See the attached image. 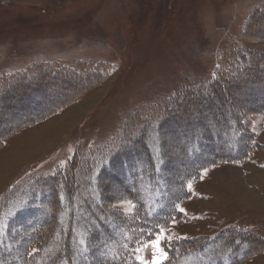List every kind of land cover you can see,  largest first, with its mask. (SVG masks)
Listing matches in <instances>:
<instances>
[{
	"label": "rangeland",
	"instance_id": "374dc122",
	"mask_svg": "<svg viewBox=\"0 0 264 264\" xmlns=\"http://www.w3.org/2000/svg\"><path fill=\"white\" fill-rule=\"evenodd\" d=\"M231 38L249 50L264 53V0H0V77L15 78L46 63L78 72L82 71L79 63L91 64L103 66L100 68L107 73L99 85L81 92L82 97L59 114L4 140L0 148V199L22 178L61 172L69 179L71 168L83 173L92 150L110 143L123 122L136 111L147 109V105L150 111L154 110L160 99L176 94L192 79L209 82L219 67V54ZM256 59L259 62L249 65V73L246 71L230 89L214 90L215 95L224 94V98L198 100L193 103L188 120L178 117L173 132L167 127L161 129L167 154L194 142L192 133L201 126L193 121L225 123L218 112L227 107L223 106L227 99L230 106L226 110L231 113L238 111L237 107L264 105V60ZM36 78L20 80L5 90L4 101H0V134L6 131L5 127H16L21 120L72 97V91L81 88V84L62 78H53L48 85ZM210 112L212 116L204 118ZM251 118L260 149L246 163L209 167L190 183L191 196L178 205L185 210V218L166 227L165 238L192 239L236 228L264 241V114ZM227 119L231 123L233 116ZM155 134L156 127L150 128L149 139ZM212 135L214 139L215 133ZM236 135L233 129L231 138ZM179 136L187 138L181 141ZM212 148L226 150L217 144ZM184 157L190 155L186 153ZM205 157L200 156L194 163L185 160L183 170L192 169ZM178 163L180 157L172 160V164ZM167 175L173 185L176 172ZM109 177L103 175L104 181ZM110 183L109 192L116 195L113 207L126 214L133 211L132 203L123 194L126 185L116 180ZM178 190L172 186L170 193L177 197ZM87 204L94 209L100 207L92 194L80 206ZM37 217L23 214L13 223L9 243L14 260L27 257L21 251L33 233L31 226ZM94 220L90 215L83 217L85 225ZM115 236L120 239L118 232ZM92 245L96 250L91 254L77 251L80 264L102 262L113 254L112 244H106L103 238L94 240ZM105 246L109 249L105 250ZM140 257L152 264L159 253L148 248ZM242 264H264V249L255 247L251 258Z\"/></svg>",
	"mask_w": 264,
	"mask_h": 264
},
{
	"label": "trees",
	"instance_id": "16d2710c",
	"mask_svg": "<svg viewBox=\"0 0 264 264\" xmlns=\"http://www.w3.org/2000/svg\"><path fill=\"white\" fill-rule=\"evenodd\" d=\"M257 57L264 60V53L249 50L234 38L229 39L219 54L216 74L209 82H195L198 79L195 77L196 79L178 89L176 94L162 96L157 105L153 106L154 110L150 111L147 105V109L136 111L134 116L123 122L120 132L110 143L92 150L85 160L86 169H83V173L74 172L71 168L69 179H65L63 174L58 172L53 176L27 177L14 182L6 195L0 199V258L4 264H80L77 251L86 250L87 254H91L96 250L92 245L93 241L100 238H103L106 244H112L113 254L102 262L89 264H141L138 259L141 252L136 251L141 245L137 241L148 240L150 234L152 239H155L161 227L166 228L172 222L185 218V214L181 213L177 206L191 196L190 183L197 181L209 167L231 162L246 163L260 149L262 145L251 117L264 114V105L237 107L240 112L234 110L231 113L226 110L230 106L228 99L226 102L222 100L225 102L223 106L227 104V107L221 108L218 113L222 120H226L225 123H211L208 119L202 120L203 123H200V120L193 121L201 126L199 131L192 133L194 142L188 147L178 146L170 154L166 153L161 129L167 127L173 132L178 117L188 120L192 115L190 110L194 102L224 97V94L215 95L214 90L230 89L232 83L240 81L246 71L249 73L248 66L256 62ZM79 64L82 65L79 66L82 70L80 72L46 63L17 74L15 78L0 77V101H4L6 89L28 77H37L36 80L44 85H48L56 77L75 85L81 84L80 89L75 88L72 91V97L30 115V119L21 120L16 127H5L6 131L0 134V148L8 136L59 114L74 100H79L84 90L99 85L107 76L106 70L100 68L103 66ZM64 75L72 78L66 79ZM250 77L255 75L251 74ZM256 78L259 79L258 76ZM8 95L11 96V93ZM212 113L204 118L211 117ZM229 115L233 116L232 124L227 119ZM212 126L214 129H210ZM152 127H156L157 135L149 139V130ZM233 129L237 135L232 139ZM211 132L215 133L214 139ZM184 138L178 137L181 141H184ZM242 141L246 142L242 144ZM215 144L226 150H214L212 146ZM186 153L190 155V159L182 158ZM202 155L207 157L197 162L192 169L183 170L185 160L194 163L192 161ZM179 157L180 163L172 164V160ZM167 172H176L178 176L173 185ZM106 174L110 175L108 181L103 178ZM112 180L126 185L123 194L134 205L130 213L117 211L113 207L116 195L109 192ZM172 186L179 189L177 197L170 193ZM89 194L93 195L94 201L100 206L98 209H94L91 204L80 206ZM23 214L38 217L36 224L31 226L33 233L21 251L27 257L24 260H14L13 246L9 240L14 230L13 223ZM84 215L95 219L91 225H85ZM117 232L120 235L119 240L115 236ZM161 246L166 254L162 264H242L251 258L255 247L256 250L264 249V241L254 233L231 228L215 235L192 239L165 238ZM244 248L248 249L245 253L242 252ZM107 249L109 246H105V250Z\"/></svg>",
	"mask_w": 264,
	"mask_h": 264
},
{
	"label": "snow or ice",
	"instance_id": "6c2138e0",
	"mask_svg": "<svg viewBox=\"0 0 264 264\" xmlns=\"http://www.w3.org/2000/svg\"><path fill=\"white\" fill-rule=\"evenodd\" d=\"M206 171L207 170L205 169V172ZM190 187H191V185H189V188ZM128 203L131 205V201H128ZM132 208H134V205H132ZM177 208H178V210L181 213L185 212V210L183 208H179V206H177ZM129 211H131V208L129 209ZM164 233H165V228L161 227L159 229V234L156 235L155 239H152V235L150 234L149 237H148V240H146V241L138 240L137 242L141 245V247L137 248L136 251L137 252H142V251H144V250H146L148 248L154 249L155 252L159 253V257L155 258L152 261V264H161V260L162 259H166V255H165L163 249L160 247L161 240L165 239ZM167 239L170 240L171 237H168ZM138 259L141 260V264H149V262L144 260L143 257H138Z\"/></svg>",
	"mask_w": 264,
	"mask_h": 264
},
{
	"label": "bare ground",
	"instance_id": "6f19581e",
	"mask_svg": "<svg viewBox=\"0 0 264 264\" xmlns=\"http://www.w3.org/2000/svg\"><path fill=\"white\" fill-rule=\"evenodd\" d=\"M224 98V97H223ZM216 104V103H215ZM219 104V103H218ZM67 123H69V122H67ZM64 124H65V121H64ZM69 124H71V122L69 123ZM254 199V200H253ZM256 198H252V201L253 202H255V201H257V199L255 200Z\"/></svg>",
	"mask_w": 264,
	"mask_h": 264
},
{
	"label": "crops",
	"instance_id": "0c3cea01",
	"mask_svg": "<svg viewBox=\"0 0 264 264\" xmlns=\"http://www.w3.org/2000/svg\"><path fill=\"white\" fill-rule=\"evenodd\" d=\"M78 116H79V115H78ZM65 130H66V129H65ZM63 131H64V130H63ZM63 131H62V132H63ZM62 132H61V133H62ZM29 134H30V133H27L26 135H29ZM26 135H25V136H26Z\"/></svg>",
	"mask_w": 264,
	"mask_h": 264
}]
</instances>
